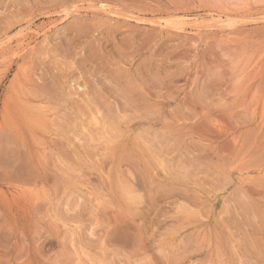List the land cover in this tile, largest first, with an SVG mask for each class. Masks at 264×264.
<instances>
[{
  "label": "rangeland",
  "instance_id": "rangeland-1",
  "mask_svg": "<svg viewBox=\"0 0 264 264\" xmlns=\"http://www.w3.org/2000/svg\"><path fill=\"white\" fill-rule=\"evenodd\" d=\"M0 264H264V0H0Z\"/></svg>",
  "mask_w": 264,
  "mask_h": 264
},
{
  "label": "bare ground",
  "instance_id": "bare-ground-1",
  "mask_svg": "<svg viewBox=\"0 0 264 264\" xmlns=\"http://www.w3.org/2000/svg\"><path fill=\"white\" fill-rule=\"evenodd\" d=\"M2 49H3V47H2ZM2 52V51H1Z\"/></svg>",
  "mask_w": 264,
  "mask_h": 264
}]
</instances>
